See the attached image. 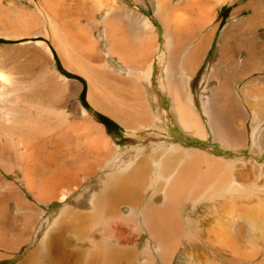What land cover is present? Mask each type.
Listing matches in <instances>:
<instances>
[{"label": "bare ground", "instance_id": "1", "mask_svg": "<svg viewBox=\"0 0 264 264\" xmlns=\"http://www.w3.org/2000/svg\"><path fill=\"white\" fill-rule=\"evenodd\" d=\"M223 1L210 0L200 10L201 29L213 20L214 9ZM167 2L172 3L154 0L161 17ZM252 7L253 15L244 19L248 31L264 21V4ZM174 15L180 38L183 16ZM110 18L105 19L107 24ZM121 31L125 34L114 40L119 54L131 59L151 54L152 37L131 33L128 26ZM222 41L220 37L218 51ZM166 43H170L168 37ZM202 48V44L193 47L189 59H195ZM225 52V60L237 58L236 46ZM114 66L129 73L123 61ZM149 77L150 70L143 84L146 111L139 94L133 98L132 119L144 127L169 119L150 89ZM224 83L207 84L197 99L183 96L170 80L161 81L160 88L169 96L171 112L186 134L200 141L210 132L213 140L232 147L245 137L239 98L255 110L264 102V97L257 98L264 96V88L249 84L238 97ZM78 114L86 116L85 109L79 107ZM259 128L257 122L253 136L260 134ZM93 133L57 143L68 149L84 145L79 175L65 164L69 157L79 156L71 150L47 157L29 154L38 167L33 174L25 170V191L15 204L14 264H264V162L253 157L244 163L226 160L159 133L139 141L132 131V144L120 149L111 146L102 129ZM55 202V209L38 214L40 206L48 208Z\"/></svg>", "mask_w": 264, "mask_h": 264}, {"label": "rangeland", "instance_id": "2", "mask_svg": "<svg viewBox=\"0 0 264 264\" xmlns=\"http://www.w3.org/2000/svg\"><path fill=\"white\" fill-rule=\"evenodd\" d=\"M171 2L165 4L162 19L154 0H0V264H14L15 204L25 191V170L33 174L32 169L38 167L29 154L47 157L71 150L79 156L69 157L66 167L78 175L82 172L84 145L68 149L57 144L61 140L91 137L97 128L103 130L111 146L125 149L132 144V131L139 141L159 133L226 160L244 163L253 157L264 162V102L253 110L239 98L245 137L229 147L213 140L210 132L200 141L186 134L171 112L169 96L160 88L161 81L170 80L183 96L191 94L196 99L211 82L222 86L225 82L237 96L249 84L264 88V21L248 31L244 20L253 15L252 6L264 4V0L220 2L213 22L202 29L199 12L210 0ZM172 10L183 16L181 39ZM104 14L112 18H104ZM126 26L131 33L152 37L153 49L145 59H131L117 51L114 40L125 34L121 29ZM220 37L223 43L218 51ZM200 44L201 53L189 59L193 47ZM232 44L237 58L228 56L225 60V51ZM119 60L125 62L129 73L116 69L114 64ZM148 70L150 89L160 98L169 119L147 128L132 117L135 94L146 111L144 78ZM213 71L217 74L214 77ZM152 106L155 109L153 101ZM79 107L85 109L86 116L78 114ZM257 122L260 134L253 136ZM57 206V202L48 208L40 206L38 214Z\"/></svg>", "mask_w": 264, "mask_h": 264}]
</instances>
